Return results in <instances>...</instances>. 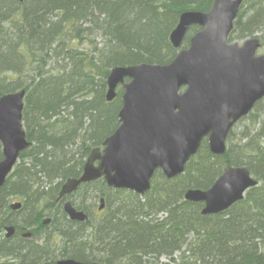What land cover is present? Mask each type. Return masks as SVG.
I'll list each match as a JSON object with an SVG mask.
<instances>
[{"label": "water", "instance_id": "95a60500", "mask_svg": "<svg viewBox=\"0 0 264 264\" xmlns=\"http://www.w3.org/2000/svg\"><path fill=\"white\" fill-rule=\"evenodd\" d=\"M242 2L214 0L207 12L182 13L170 36L174 46L181 45L191 26L199 25L201 29L172 61L112 68L107 99L112 100L118 85L124 83L121 124L105 140L102 152L100 148L91 152L83 174L63 185L60 196L81 182L101 177L111 187L144 194L157 169L170 178L182 173L205 136L213 152H224L234 123L264 97V54H256L258 38L242 44L228 42ZM182 87L186 89L180 92ZM24 94L21 90L0 97V141L4 146L0 187L19 154L31 146L22 127ZM95 161L99 163L95 165ZM256 183L247 168L228 166L209 189H189L185 198L203 201L205 212H218L241 200ZM101 203L104 207L103 198ZM65 211L72 219L87 218L71 202L65 204ZM57 264L99 263L70 258L60 259Z\"/></svg>", "mask_w": 264, "mask_h": 264}, {"label": "trees", "instance_id": "16d2710c", "mask_svg": "<svg viewBox=\"0 0 264 264\" xmlns=\"http://www.w3.org/2000/svg\"><path fill=\"white\" fill-rule=\"evenodd\" d=\"M0 1L5 3L8 0H0ZM104 1L106 2L105 6L107 8L106 9L107 17H105L104 25L101 26V28H102V33L105 36L106 40H104L105 42L104 46L99 48L94 55L96 59L98 56L99 60L104 64L105 67L108 68V71L105 74H102L103 71H99L97 69V65L94 64L93 61H91L88 64L84 61L74 60L73 57L74 50L72 49L73 47L71 43H68V41L71 38L68 40V38L65 36L67 33H64L68 29L69 23L70 21H72V19L64 21L59 24H55L54 20L52 19H47L46 25L44 24V30H48V32L53 31L52 30L53 28L51 27L59 26V34L61 36L60 35L58 36L60 37L58 45L66 49L67 53L72 54L71 60H69L70 65L67 67L65 66V64H63V68L65 70L61 72L60 70H62L63 68L62 69L56 68L57 70H55V68L49 66L48 61L46 63L44 62L43 59L44 56H42L41 52L40 55L36 53V51L34 50L36 39L34 37L28 38L26 36L21 40L23 33L20 32V29L18 28L24 27L25 24L28 22L26 16L30 17L31 15H33V13H35V12H31L34 9L29 8L31 0H29L28 3H26L24 6L22 5L19 13H13V14L8 13L7 15L3 16V23L4 26L7 28L8 32L3 29L4 27H0V28L3 29L5 33L10 34L11 39L9 41L3 40L2 41L3 47H0V54H1L0 74H4V72H6V76L8 78L5 79L9 81L7 84L1 82L2 86L0 89V93L15 91L18 89H25L26 96H25L24 117H25V110L27 107H28V111L33 113L36 109L35 108L36 105L41 104L43 100L45 101L48 98L52 99V101H47L45 103L46 105L51 104L48 102H54L53 108H58V109L60 108L62 110L61 111L59 109V112L60 111L61 112L58 114L57 117H55L51 121L39 122V127H40L39 131L43 132L42 134H44L43 135L44 140L49 142L45 146L44 145L45 143L43 141L40 142L39 140V143H41L39 145L40 146L39 149H43V148L45 149V147H48L47 153H51V156L49 158L52 161L54 159L55 163L52 164V161L49 162V160H47L48 157H45L46 154H43L42 157H44L43 159L45 162L50 163L49 165L51 166V170L53 171L54 170L57 171L56 169H58L61 165H62L61 171H63L65 167L64 166L65 163H69L67 164L68 168L65 170H68L69 167L74 165L71 164L70 163L71 160H69L74 158V155L72 154L73 151L72 144L74 142L72 124L75 120L70 119L73 118L72 117L73 115L74 116L79 115L81 117L80 129H83L87 124V122L89 121L90 128L95 125L97 126L95 129L97 135L104 132L102 138L99 141H97L94 146L100 145L105 139V137L108 134H110L117 126L118 112L121 107V96L119 94L117 98L111 102L106 100V91H107L106 80L111 67L119 64L131 65L140 62H150V63L169 62L176 55L177 52L176 48H174L170 42L169 35L172 29L177 25L180 14L186 10H197L202 12L208 11L211 8L214 0H177V2L173 3V6L178 7L177 10L171 9L169 8V6H167L165 9L163 7H158L157 5H153V4L151 6H148L147 2L152 0H104ZM75 2L76 5L78 6L79 4L78 1L75 0ZM40 3H41L40 1L39 4L35 2V6L36 7L39 6ZM53 3H56V1H54ZM255 7L257 8L255 9ZM250 9H253L251 16L249 15L248 12ZM258 9H262L260 11L264 12V0L244 1V4L242 5L238 18L235 22L234 29L229 36L230 41L231 39H233L235 35L237 26H239V24H241L243 20H249V19L255 20L257 18H260L261 15ZM27 12L30 14L28 15ZM6 18L8 19L7 22H11V25L8 26H15L17 28L14 29V32L12 30H8L9 27L6 26L7 22H5ZM261 23H264V21H261ZM100 25H101V21H100ZM195 30H197V27H192L190 31L195 32ZM249 33L250 34L247 36L253 34L251 33V31ZM62 35H64L65 37H63ZM30 44L31 46H29ZM169 48L171 49L170 57L169 59H164L166 57L165 51ZM162 49H166V50H164L161 55L160 51H162ZM15 51H18L19 54L16 55ZM19 61H23V63H20ZM35 62H39L40 63L39 65H41L40 70L38 69L35 70L37 71V75L33 77L30 76V78L27 81H24L21 78H19L18 73L21 71L30 73V70L34 68L32 67V65ZM109 62L113 64L110 65ZM2 66L8 67V69L4 70ZM74 76H76L75 82L72 81ZM11 87L13 88L10 89ZM263 101L264 100H262V102ZM65 109L67 111H65ZM259 117L260 115L256 112V107H255L254 110L248 115V117L244 118V123L249 127H253L256 123H260L259 124L260 126L261 124H264V115L262 117L263 118L262 123L259 120ZM50 124L60 125L59 131H57L56 133H51L48 130V126ZM32 130H34V127H32ZM34 132L36 134L35 130ZM78 135L79 133H77L76 137ZM260 144H262V142L257 141L256 146ZM256 146L252 147L244 154V162L246 165H250V168L253 169L254 173L259 177V185L251 188L250 191H252L254 194L256 193L264 194V152H263L264 148L256 147ZM91 148L93 147H85L81 151L84 158L89 154ZM46 150L44 152H46ZM203 150L209 152L208 145L205 142L203 143L200 152ZM38 152L42 154L41 150H39ZM230 152L231 151H229V153L223 157V159L226 161L225 162L226 165L228 164L233 165L232 161L234 160L232 159V157H230ZM202 158L203 157L200 155L199 161H201V163H202ZM244 162L242 165H244ZM82 165L80 167L81 169H82ZM200 165L193 162L188 167L189 169H192L193 167L197 169L199 168ZM239 165H240L239 163L236 164V166ZM63 172L65 173L66 171ZM80 172L81 170L78 172L77 176L80 174ZM221 172H222V168H220L217 171V174L208 178L205 181H201L199 179H195L196 181H193L188 175L185 177H182V175H180L173 179H167L161 171H158L153 179L152 189L144 196L145 199L144 201H142V198L139 197L137 198L133 197V199H128L127 197L129 193L128 190H124V189L114 190L108 187L105 182H101L102 193H104L105 195L107 194V191L111 192L112 190H114L116 194L125 197L124 199L127 200L126 202L129 201L130 204L131 202L135 204L132 206H139L138 210L140 212V217L138 218V221L136 220L133 221L132 222L133 224L129 226L126 234L125 233L121 234L120 242H118L119 240L117 241V239L119 238L118 236H113L112 237V240L114 241L113 243H115V245H118V243L121 245V240L123 237L127 239V244L126 246H124L125 249L126 248L134 249L135 246H139V245L143 247H147V244L151 241V238L153 237L154 234L155 239L159 240V241L157 240V242L160 243V246L162 248H165V246L168 247L167 249L164 250L172 249L174 245L177 243V241L185 237L184 233L186 229V228L182 229L181 227L182 223H180L181 221L179 219L180 217H178L177 215L175 216L173 214L174 213L173 211L179 209L176 208L175 206H202L199 203L186 201L184 199L185 191L189 187H198L203 189L210 187L215 181V179L220 175ZM2 191L3 189L0 190V194ZM107 206H109V202H107ZM144 206H165V208L169 210L168 216L165 217L164 220L160 221L154 218L153 216L147 215L144 211L145 208ZM235 206L236 207L232 208L230 213L224 212L220 215L206 216V217L199 215L198 211L200 210V207L199 209H195L192 207L193 208L192 210L196 212V214L194 215V218L196 219V223L197 222L199 223L201 219H206L203 223V227H201L200 229V232L199 233L196 232V233L208 234V238L212 235H215V238L210 240L209 243L212 244L216 242L219 248L215 252L213 259H212V255L199 256L192 254L190 257L196 258L198 261H200L201 264L264 263V260L261 259L262 258L261 253L260 254L252 253L250 255L249 253H246L245 255H248L247 260H245L246 256H242L241 258L245 261L236 262L234 253H236L237 251H238L237 253L241 252L243 246L244 247L250 246L252 244V238L246 240L244 244H239L237 248H233L232 243L230 241L232 238H236L240 235L239 228L242 225L245 226L247 225L246 224L247 221L252 220L251 219L252 216L247 215L243 217V215L249 213V210H253V209L250 208L249 210H244L242 206H249L247 203L244 202V200L237 203ZM184 212H185L184 215L188 216L187 211ZM98 218H104V216H100V217L98 216ZM253 218L255 220L258 217H253ZM216 219L218 220L217 223H216ZM258 219H259V221L257 220L258 224L264 225V216L260 214ZM94 224L96 223H92L88 221L84 233L85 239H87L86 236H89L91 241H80L83 240L81 239L83 233H80L71 237V239L80 237L78 239L79 241L78 240L71 241V239H68L65 242H63V246L65 248L66 246H68L67 245L68 242V244L72 248L81 246V248H83L88 252H84L83 254H71L66 252L61 256H67L69 258H74L76 260L85 261V262L96 261L101 264H121L120 262L116 263L115 260L110 261L111 259H113L115 255L114 251L110 253L109 258H107L106 253L99 251L101 249L99 246L103 245L102 240L104 239L105 241L106 236L105 234L102 236L98 228L94 227ZM220 224H223L224 227L222 228V225ZM3 225H4V221H1L0 232L3 231V227H4ZM106 227L109 229V226ZM225 227H228L229 229L224 230ZM194 230H195V226L193 227L192 231ZM222 234L228 236L227 242H219L220 239L223 238V236L220 237ZM95 246L99 247V250L91 251L90 248ZM239 255H236V258H239ZM221 257H223L222 260ZM219 258H220V262L218 261ZM53 264H55L54 261Z\"/></svg>", "mask_w": 264, "mask_h": 264}, {"label": "rangeland", "instance_id": "374dc122", "mask_svg": "<svg viewBox=\"0 0 264 264\" xmlns=\"http://www.w3.org/2000/svg\"><path fill=\"white\" fill-rule=\"evenodd\" d=\"M28 1L29 0H8L5 3L0 1V13L3 16L7 15L11 12L13 8L16 9V13H19L22 5L24 6L26 3H28ZM49 1H51V3L56 1V3H54L56 5H61L63 3L67 4L66 0ZM152 1L147 2L148 6H151L153 4L157 5L158 7H163L164 9L167 6H169V8L171 9L176 10L178 8L176 6H173V3L177 2V0H154L153 3ZM45 7L46 6L39 5L35 7V10L31 12H38L44 10ZM257 7H255V9ZM258 10L261 15L260 18H257L255 20H243V22L239 24V26H237V30L235 31V35L232 40L234 42L236 41L241 43L242 39L249 35V32L251 31V33L258 35L260 38V47L258 52L264 53V23H261V21H264V12L260 11L262 9ZM84 11L85 10H77V13L74 14L75 19H72V21H70L68 29L64 33H67L65 36L68 38V40L71 38L68 43H71L73 47L72 49L74 50V60L84 61L88 64L93 61L94 64L97 65V69L99 71H103L102 74H105L108 71V68L104 66V64L99 60L98 56L96 59L94 55L99 48L104 46V40H106L105 36L102 33L100 19L98 17L86 19L88 11ZM252 11L253 9H250L248 11L250 16L252 15ZM52 18L53 17L51 15L48 19ZM57 18L53 19L54 22H56ZM81 23L82 25H79ZM6 25L8 26L9 24L7 23ZM51 28H53V31L48 32V30H45V33H42L43 37L45 39H48L49 41L41 43L35 40L34 50L38 55H40L41 52L42 56H44V62L46 63L48 61L49 66H52L53 68H55V70H57L56 68L62 69L63 64L68 67L70 65L69 60H71L72 54L67 53L66 49L58 45L60 40V37L58 36L60 34H53V32L54 30H57L59 32V26H53ZM3 29L0 28V45L2 44L3 40L9 41L11 39V35L5 33ZM62 36L65 37L64 35ZM189 36L190 34H188L186 38L188 39ZM29 46H31V44ZM164 50L166 49H162V51H160L161 55ZM170 52V48L165 51L166 57L164 59H169ZM39 64V62L33 63L32 67L34 68L31 69L32 71L30 70V73L23 71L19 72V78L24 81H27L30 76L33 77L37 75V71L35 70L41 69V65ZM111 64L113 63H110V65ZM2 68L4 70L8 69V67L5 66H2ZM64 70L65 69L63 68L60 71L63 72ZM5 78H8L6 76V72H4V74H0V89L2 83L7 84L9 82ZM75 78L76 76H74V78L72 79L73 82H75ZM12 88L13 87H11L10 89ZM49 99L50 98L46 99L45 101L43 100L41 104L36 105V109L33 113L28 111V107L26 108L25 117L23 115L22 118V127L27 137L33 144L32 147L30 149H27L20 157L17 162L18 165L15 168L14 174L8 178V180L0 189H3L0 194V222L4 221L3 226L5 227L4 230L0 232V264H53V261L56 264L57 259H61L64 257L69 258L67 256H61L66 252L71 254H83L84 252H88L81 248V246L72 248L68 244V242V246H66V248L63 246V242L68 239H71L72 236H75L80 233H83V236L81 238L83 240L80 241H91L89 236H86L87 239H85L84 236L86 224L82 222H74L68 218V215L65 212V201H70L75 204V208L82 210L86 214L87 221L96 223L94 224V227L98 228L102 236L105 234L106 239L105 241L104 239L102 240L103 245H98L101 249L99 250V247L97 246L92 247L90 249L91 251L99 250L101 252L106 253L107 258H109L110 253L114 251L115 255L110 261L115 260L116 263L120 262L121 264H201L200 261H198L196 258L190 256L192 254L199 256L212 255V259L214 258V254L219 247L216 242L212 244H210L209 242L210 240L215 238V235H212L208 238V234H197L200 232V229L201 227H203V223L206 219H201L199 223H196V219L194 218L196 212L190 209V207H193L195 209H199L200 207L201 210L203 206H175L179 209H176L175 211H173L174 213H172L175 216L177 215L178 217H180V223H182L181 227L182 229H186L184 233L185 237L177 241V243L172 249L164 250L168 247L165 246V248H162L160 246V243L157 242L158 239H155V235L153 234V237L151 238V241L147 244V247H143L140 245L135 246L137 251L133 252L130 250V248L125 249L124 247L127 244V239L122 237L121 245L118 242H120L121 234H126L129 226L133 224L132 222L135 220L138 221V218L140 217V212L138 210L139 206H132L135 204L132 202L130 204L129 201L126 202L127 200L124 199L125 197L116 194L114 190H112L111 192L107 191L106 195L102 193L101 179H97L96 181L94 180V182L89 181L87 183H83V185L80 184L74 191L67 194L64 202L59 200L56 201L59 196V185L63 183L66 179L78 177V169L85 161V158L83 157L81 151L85 147H95V143L102 138L104 132L97 135V133L95 132L97 126L95 125L90 128L89 121L83 129H80L81 117L79 115H73V118L70 119L75 120L72 124L74 136V142L72 144V154L74 155V158L69 160H71L70 163L74 165L69 167L68 170H65L68 168L67 164H69L65 163V167L63 170L66 171L65 173L61 171V165L58 169H56L57 171L54 170V173L56 174H54L53 176L49 177L45 175L46 170L49 172V174L52 175V173L50 172V163L44 161V157H42L43 154H46L45 157H48L47 160H49V162H51L52 160L49 158L51 156V153H47L48 147H45V149H39V145L41 144L39 143V140L40 142L43 141L45 143V146L49 143L44 140V134H42L43 132L39 131V122H49L55 117H57L58 114L62 111L60 108V112L58 108H53L54 102H48L51 104L46 105L45 103L47 101H52V99ZM65 111L67 110L65 109ZM256 112L260 115L259 120L262 123V117L264 115V101L256 106ZM259 124L260 123H256L253 127H249L243 124V122L237 124V126H235L232 132L229 134L226 141V150L222 154H213L212 152H207L205 150L200 152V148L197 154L192 157L187 163V169L182 174V177L188 175L193 181H196L195 179H199L201 181L207 180L208 178L217 174V171L220 168H222L223 170L226 167V161L223 159V157L228 154L229 151H231L230 157H232V159L234 160L232 161L233 165L239 163L241 166H245L251 172L252 177L257 182H259L258 175L254 173L253 169L250 168V165H246L244 162V154L252 147L256 146L257 141H261L262 144L256 147L264 148V124H261L260 126ZM32 127H34L36 134L34 130H32ZM59 129L60 125L57 124H50L48 126V130L51 133H56L57 131H59ZM77 133H79V135L76 137ZM39 150L42 151V154L38 152ZM45 150L46 152H44ZM1 151L2 145L0 143V153ZM200 155L203 157L202 163L201 161H199ZM193 162L201 165L197 169H195V167L189 169L188 166L191 165ZM243 162L244 165H242ZM54 163L55 161L53 159L52 164ZM71 170H75L76 176H72L71 174H69ZM37 180L38 182L35 183ZM54 180L59 181L58 185L55 186L52 183ZM250 189H248L244 193V196L241 200L219 212V214L224 212L230 213L232 208L236 207L235 205L243 200L249 205L242 206L244 210H249L250 208L253 209L249 210V213L243 215V217L247 215L252 216V220L247 221V225H242L239 228L240 235L236 238H232L230 241L232 243L233 248H237L239 244H244L246 240L252 238V244L250 246H243L241 252L237 253V251V254L234 253L236 262H244L245 260H247L248 255H245L246 253H249V255L252 253H261V259L264 260V225L258 224L259 215L261 214L264 216V194H254L252 191H250ZM11 192L20 193L25 198V206L27 207L23 208L21 211H17V213L9 214V212H7V205L9 203V197ZM101 195L102 197H105V199L107 198L106 201L109 202V206H107V213L103 215L104 218H98V216L95 214L96 207L98 206ZM127 197L128 199H133V197H139L142 198V201L145 200L143 198V194L137 195L133 191H129ZM194 203H199L203 205L202 201H196ZM35 209H37V211ZM144 211L147 215L164 220V216L162 214L155 213L150 208L145 207ZM184 211H187L188 216L184 215ZM216 214L218 215V213ZM167 216L168 214L165 217ZM253 217L258 218L254 220ZM40 219H50V228L47 227V229L39 231L37 225ZM217 222L218 220L216 219V223ZM11 224L12 226L16 225L17 228L24 227L27 232L33 231L34 233L32 235V240H25L20 236V234L7 236L6 233L8 232V230L6 229V227H9V225ZM113 224L121 227L120 229H118L117 233L111 231L106 227L113 226ZM220 225H222V228L224 227L223 224ZM194 226L196 231H192ZM228 229V227L224 228V230ZM113 236L119 237H116L118 238L117 241L119 240L117 242L118 245H115V243H113ZM222 236L223 238L220 239L219 242H227L228 236L222 234L220 237ZM79 238L80 237L71 239V241H76ZM241 253H243L244 255ZM236 255H239V258H236ZM242 256H246V259L243 260L241 258ZM222 259L223 257H221V260ZM136 261L139 263H136ZM218 261L220 262V258L218 259Z\"/></svg>", "mask_w": 264, "mask_h": 264}, {"label": "bare ground", "instance_id": "6f19581e", "mask_svg": "<svg viewBox=\"0 0 264 264\" xmlns=\"http://www.w3.org/2000/svg\"><path fill=\"white\" fill-rule=\"evenodd\" d=\"M39 1L41 2L40 5L46 6L47 8H45L44 10L33 13V15H31L30 17L26 16L28 22L25 24L24 27L18 28V29H20V32L23 33L21 40L26 36L28 38H31L33 36L36 39V41L41 42V43H45L46 41H49L48 39H45L43 37L42 33H45L43 24H46V20L51 15L53 17L52 20L54 18L58 17L55 24H59V23H62L64 21H67L70 19H75L74 14L77 13V10H85L84 12L88 11V14L86 17L90 18V19H92L93 17H98L101 21V26L104 25L105 17H107V11H106L107 8L105 6L106 2L104 0H76L79 3L78 6L76 5V2H74L75 0H66L67 4L63 3L61 5H56L54 3H51L49 0H31L29 8L35 10V7H36L35 2H37L39 4ZM16 12H17L16 9L13 8L9 14H13ZM27 14L29 15L30 13L27 12ZM7 21H8V19L6 18L5 22H7ZM7 23L9 25H11V22H7ZM79 25H82V23ZM0 27H4V30L7 31V28L4 26L3 15L1 13H0ZM8 27H9L8 30H12L13 32H14V29H17L15 26H8ZM56 33H59V32L57 30H54V34H56ZM54 44H55V42H54ZM2 45H3V42L0 46H2ZM15 54L17 55V54H19V52L15 51ZM19 62L23 63V61H19ZM140 63H143V62H140ZM135 64H138V63H135ZM80 170H81V168L78 169V172ZM45 172H46L45 175H47L49 177L56 174V173H54L53 170H50L52 175L49 174V172L47 170ZM75 173H76L75 170H71L69 172V174H71L72 176H75ZM67 180L68 179H66L63 183H61L59 185V193H58L59 195L62 191V187H63L64 183ZM37 182H38V180L35 183H37ZM52 183L56 186V185H58L59 181L54 180ZM134 193L137 195L141 194V193H137V192H134ZM144 195L145 194H143V198H144ZM202 206H203L202 209L198 211L199 215L205 216V217L206 216H216L217 215L216 213H218V215H220L219 214L220 211H218V212H205V209H206L205 203ZM144 207L152 209L155 213L162 214L164 216V218L169 212V210L166 209L165 206H144ZM190 209H193V208L190 207ZM156 219H158V218H156ZM158 220L161 221V219H158ZM120 228L121 227L116 226V225L109 226V229L115 233H117L118 229H120ZM130 250L137 251L135 248L134 249L130 248ZM72 259H74V258H72ZM74 260H76V259H74ZM82 262H84V261H82ZM136 263H137V261H136Z\"/></svg>", "mask_w": 264, "mask_h": 264}, {"label": "flooded vegetation", "instance_id": "af4514ba", "mask_svg": "<svg viewBox=\"0 0 264 264\" xmlns=\"http://www.w3.org/2000/svg\"><path fill=\"white\" fill-rule=\"evenodd\" d=\"M19 160V159H18ZM18 164L15 165V168ZM15 168H14V172H15ZM13 172V174H14ZM62 202H64L65 198L61 199ZM16 203H21L22 206H14V204ZM27 206H25V200L23 198V196L20 194V193H16V192H11L10 193V197H9V203L7 205V212H9V214H12V213H17V211H21L23 208H25ZM77 209V208H76ZM37 211V209H35ZM77 211H81L79 209H77ZM66 212V211H65ZM107 213V206H104V207H100V206H97L96 207V211H95V214L97 216H103L104 214ZM66 214L68 215V213L66 212ZM68 218L71 220V221H74V222H82L84 224H87V218L83 221H80V220H77V219H72L70 218V215H68ZM49 222H50V219L49 220H45V219H41L39 222H38V228H39V231L40 230H45L47 229V227L50 228V225H49ZM12 226L9 225V227ZM5 227H3V230H4ZM33 231H29L27 232L26 229L24 227H21V228H17L16 225H13V231H10V233L8 234L9 236L10 235H14V234H20V236L25 239V240H32L33 238ZM57 261V260H56Z\"/></svg>", "mask_w": 264, "mask_h": 264}]
</instances>
